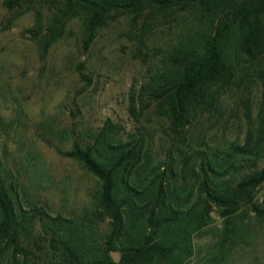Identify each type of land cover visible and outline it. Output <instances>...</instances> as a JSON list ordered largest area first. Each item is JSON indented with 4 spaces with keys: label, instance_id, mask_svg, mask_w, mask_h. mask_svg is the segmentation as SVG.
<instances>
[{
    "label": "trees",
    "instance_id": "obj_1",
    "mask_svg": "<svg viewBox=\"0 0 264 264\" xmlns=\"http://www.w3.org/2000/svg\"><path fill=\"white\" fill-rule=\"evenodd\" d=\"M25 1L51 3V17L42 22L38 10L33 26L40 58L71 21L82 24L87 50L110 20L128 15L132 22L141 20L134 52L147 68L127 96L128 115L137 124L133 131L106 120L95 130L68 135L69 148L36 133L58 157L95 179L98 187L88 196L96 215L66 217L52 212L41 196L35 200L20 173L31 164L17 165L5 142L1 147L8 124L0 119V264H182L193 255L192 233L208 224L213 207L223 228L216 255L202 264H228L226 257L249 236L242 205L250 204L264 220V208L253 203V192L264 183V0L3 3L11 10ZM161 21L175 38L159 55L145 52L144 37ZM253 84L261 92L252 119ZM233 100L242 103L248 123L242 142L212 146L205 135L190 137L202 121L224 118ZM157 125L171 144L166 159L153 164L154 137L147 127ZM104 218L109 230L100 240L94 232ZM111 251L121 252L119 263Z\"/></svg>",
    "mask_w": 264,
    "mask_h": 264
},
{
    "label": "rangeland",
    "instance_id": "obj_2",
    "mask_svg": "<svg viewBox=\"0 0 264 264\" xmlns=\"http://www.w3.org/2000/svg\"><path fill=\"white\" fill-rule=\"evenodd\" d=\"M50 7L49 2L25 1L10 10L0 0V119L8 124L1 147L5 142L4 150L15 155L17 165L31 164L26 172L20 173L35 200L41 196L52 212L66 217L93 216L97 213L88 193L97 189L95 179L78 164L58 157L36 133L44 132L52 142L69 148L72 139H67L68 135L95 130L106 120L120 124L125 132L135 129L137 124L127 112V96L131 85L143 80L147 68L134 52L141 20L132 22L128 15L110 20L87 50L82 47V24L71 21L42 59L32 37L33 26L37 12H42V22L51 17ZM163 22L155 23L144 37L145 52L159 55L164 43L175 38V33ZM260 90L259 85L253 84L249 91L252 119ZM226 108L224 118L202 121L189 131L190 137L205 135L212 146L234 140L242 142L248 127L243 105L233 100ZM147 131L154 137L155 164L166 159L171 141L158 125L148 126ZM262 162L263 159L259 166ZM253 203L264 208V183L253 192ZM239 214L243 217L242 225L250 230L249 236L245 245L234 247L226 262L264 264V220L257 218L250 204H243ZM223 221L217 207H213L208 224L192 233L193 255L182 264H202L216 255ZM108 230L109 220L101 219L94 235L101 240Z\"/></svg>",
    "mask_w": 264,
    "mask_h": 264
},
{
    "label": "water",
    "instance_id": "obj_3",
    "mask_svg": "<svg viewBox=\"0 0 264 264\" xmlns=\"http://www.w3.org/2000/svg\"><path fill=\"white\" fill-rule=\"evenodd\" d=\"M110 255H111L112 260H113L115 263L119 262L120 256H119V252H118V251H112V252L110 253Z\"/></svg>",
    "mask_w": 264,
    "mask_h": 264
}]
</instances>
